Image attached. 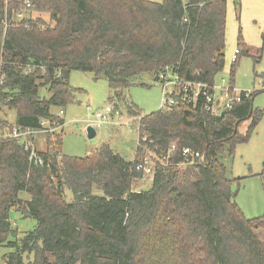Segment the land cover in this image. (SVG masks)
<instances>
[{"label": "trees", "instance_id": "trees-1", "mask_svg": "<svg viewBox=\"0 0 264 264\" xmlns=\"http://www.w3.org/2000/svg\"><path fill=\"white\" fill-rule=\"evenodd\" d=\"M27 1L28 18L17 22L13 14ZM226 15L227 0H0L2 130L37 129L52 109L64 111L80 92L69 82L78 71L105 78L138 136L132 161L109 144L79 158L62 154V130L45 136L41 164L29 161L17 140L0 139L4 264H264V214L244 216L221 161L260 122L256 92L219 116L207 114L201 101L181 99L143 115L123 94L137 77L167 67L184 81L216 82ZM237 49L231 85L238 60L250 57L240 34ZM184 147L201 160L185 162ZM148 156L150 185L135 190L143 178L135 166ZM258 177L264 192V166ZM11 211L35 222L20 239Z\"/></svg>", "mask_w": 264, "mask_h": 264}, {"label": "rangeland", "instance_id": "rangeland-1", "mask_svg": "<svg viewBox=\"0 0 264 264\" xmlns=\"http://www.w3.org/2000/svg\"><path fill=\"white\" fill-rule=\"evenodd\" d=\"M148 1L160 2L161 0ZM256 1L264 2V0ZM236 2L239 5V1L229 0L227 6L223 53L224 68L215 77V81H218L219 78L230 80V60L237 49L239 34L244 43V36L251 42L256 43L251 46L250 57H243L238 60L232 80L233 86L237 90L250 93L256 92L252 105L255 110L262 111L263 116L249 140L246 143L236 145L234 154L232 156L225 155L221 160L226 167L228 178L232 180L230 187L231 192L235 194V202L244 216L251 219L261 217L264 214V192L261 180L258 177L264 166V48H262L264 44V26L259 25V21H264V3H262V8L258 10V13L252 12L246 7L241 21ZM69 82L72 87L80 92L77 93L75 102L64 109L65 126L62 135V154L69 157H85L101 145L109 144L113 151L119 153L126 160H134L138 136L133 125H136V122L126 115L125 101L118 102L112 99L113 92L103 77L95 79L91 74L73 71L70 74ZM39 93L42 97L47 98L48 96L45 89H40ZM123 94L128 104L133 105L143 115L160 109L161 90L152 74H143L137 77L132 82L129 90ZM106 106L118 107L121 116L113 119V123L110 122L97 127L93 115ZM52 110L58 112V109ZM8 114V117L13 120V113ZM114 122L117 124H114ZM248 124V122L243 123L239 127V132L244 133L248 128ZM89 126L95 130V136L92 139H89L86 135V129ZM38 140L39 148L44 150V139L39 137ZM192 175L191 177L195 178L193 173ZM149 185L150 177H143L134 186V189H146ZM63 196L66 202L72 199L68 190H65ZM21 198L29 200V196L24 193L21 194ZM10 219L19 239L35 227V222L23 218L16 211H11ZM5 253H7V250L0 247V264H4L2 257Z\"/></svg>", "mask_w": 264, "mask_h": 264}, {"label": "built area", "instance_id": "built-area-1", "mask_svg": "<svg viewBox=\"0 0 264 264\" xmlns=\"http://www.w3.org/2000/svg\"><path fill=\"white\" fill-rule=\"evenodd\" d=\"M7 4V1H5L6 8ZM24 6L25 11L13 14L17 22L28 18L27 10L30 9L31 5L27 1ZM238 54L239 51L236 49L231 57V64L236 62ZM155 80L161 90L160 109L163 110L173 107L179 99L193 106H196V103L198 104L201 101L202 108L207 114L219 116L224 112L231 111L235 105L241 103L243 99H248L251 94L250 92L237 90L230 84V80H225L224 78H219L218 81L210 86L194 81H184L180 79L173 69L168 67L159 71L156 74ZM63 116L64 111L60 109L57 113H52L50 118L42 120L37 129H23L17 126L7 127L3 130L0 128V139L17 140L23 151L29 153V161L41 164V161L37 160V153L42 151V149L39 148L37 140L39 137L44 139L46 135L53 136L59 134L65 126L64 122L59 123L58 121L59 119H63ZM119 116L120 111L115 109L114 106H106L104 109L95 112L93 118L95 126L100 127L103 124L112 122L113 119ZM114 124L117 123L114 122ZM174 149L175 147L172 146L171 150ZM180 153L188 164L201 160L199 153L191 148L184 147ZM151 165V158L149 156L141 158L135 166V171L141 173L143 177H151Z\"/></svg>", "mask_w": 264, "mask_h": 264}, {"label": "crops", "instance_id": "crops-1", "mask_svg": "<svg viewBox=\"0 0 264 264\" xmlns=\"http://www.w3.org/2000/svg\"><path fill=\"white\" fill-rule=\"evenodd\" d=\"M236 1V0H234ZM239 1V5H240V8H239V5L238 3L236 2L237 6H238V9H239V15H240V18H241V21H242V17L244 16V10L245 8L247 7L248 9H250L252 12H257L258 13V10H260L262 8V3H264L263 1H256V0H237ZM241 1V3H240ZM229 5V0H227V6ZM242 6H243V9H242ZM229 10V9H228ZM259 25L261 27L264 26V21H259ZM245 44L247 45L248 48H252L251 46L253 44H256V43H253L251 42L249 39H247L245 36ZM264 45V44H263ZM263 47V46H262ZM60 110V109H58ZM52 113H56L52 110ZM11 121H13L12 119H10ZM39 142V140H37V143Z\"/></svg>", "mask_w": 264, "mask_h": 264}, {"label": "water", "instance_id": "water-1", "mask_svg": "<svg viewBox=\"0 0 264 264\" xmlns=\"http://www.w3.org/2000/svg\"><path fill=\"white\" fill-rule=\"evenodd\" d=\"M86 135L89 139H92L95 136V130L92 127H87Z\"/></svg>", "mask_w": 264, "mask_h": 264}]
</instances>
